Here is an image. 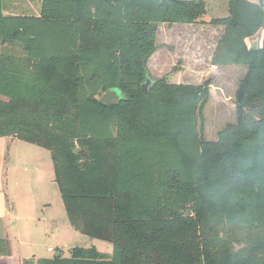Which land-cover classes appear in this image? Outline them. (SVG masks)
<instances>
[{
	"label": "trees",
	"instance_id": "16d2710c",
	"mask_svg": "<svg viewBox=\"0 0 264 264\" xmlns=\"http://www.w3.org/2000/svg\"><path fill=\"white\" fill-rule=\"evenodd\" d=\"M4 1L0 138L47 150L70 226L112 245L22 264H264V0L209 21L211 65L247 69L215 142L197 130L208 81L141 88L158 25L204 24V1L40 0L38 16ZM112 88L123 99L100 103Z\"/></svg>",
	"mask_w": 264,
	"mask_h": 264
},
{
	"label": "rangeland",
	"instance_id": "374dc122",
	"mask_svg": "<svg viewBox=\"0 0 264 264\" xmlns=\"http://www.w3.org/2000/svg\"><path fill=\"white\" fill-rule=\"evenodd\" d=\"M39 1L5 0L4 4L10 14L32 15L38 10ZM202 1L206 7L204 24H159L157 49L149 58L147 69L152 80L167 79L170 84L193 86L210 83L209 100L198 115L197 130L204 140L215 142L220 130L236 122L235 94L247 69L211 65L222 28L211 26L209 21L227 16L228 0ZM255 39L249 40V45ZM23 147L13 154L10 149L8 187L15 191V228L23 239L16 243L20 256L37 262L61 252L64 258H69L71 250L77 247L112 254L110 243L84 236L70 226L54 182L50 153L35 145ZM36 167L40 175H36L33 169Z\"/></svg>",
	"mask_w": 264,
	"mask_h": 264
},
{
	"label": "crops",
	"instance_id": "0c3cea01",
	"mask_svg": "<svg viewBox=\"0 0 264 264\" xmlns=\"http://www.w3.org/2000/svg\"><path fill=\"white\" fill-rule=\"evenodd\" d=\"M252 3L253 0H248ZM40 2V1H39ZM40 4L38 5V10L32 15L27 16H38L40 11ZM4 14L8 15L9 10L5 2ZM15 15H26V14H15ZM160 27V25H158ZM186 26V25H182ZM217 28V27H216ZM221 29L220 27H218ZM223 30V29H222ZM254 39V38H253ZM156 48H157V38H156ZM34 146L19 141L16 138L11 137H1L0 138V264H22L26 258L20 256L16 243L23 242L21 236L17 234L15 228L16 210L14 208V197L15 191H10L9 187V158L10 149H12V154L17 152V150H23V146ZM13 148L15 150L13 151ZM37 152V151H36ZM38 154V153H37ZM30 167V166H29ZM53 167V166H52ZM36 175H40L39 168H33ZM54 175V174H53Z\"/></svg>",
	"mask_w": 264,
	"mask_h": 264
},
{
	"label": "water",
	"instance_id": "95a60500",
	"mask_svg": "<svg viewBox=\"0 0 264 264\" xmlns=\"http://www.w3.org/2000/svg\"><path fill=\"white\" fill-rule=\"evenodd\" d=\"M260 37L261 35H259L257 38L255 37L256 39L254 38L255 40L251 42L252 50H256L259 47ZM165 81H167V79H165ZM152 83H153V80L150 77H147L145 82L141 86L144 93L148 92V88L150 87ZM122 99H123L122 93L118 89L112 88L102 93L98 100L102 104L117 105ZM56 255L58 256L59 253H57Z\"/></svg>",
	"mask_w": 264,
	"mask_h": 264
},
{
	"label": "built area",
	"instance_id": "2783aa9c",
	"mask_svg": "<svg viewBox=\"0 0 264 264\" xmlns=\"http://www.w3.org/2000/svg\"><path fill=\"white\" fill-rule=\"evenodd\" d=\"M48 251H51V249H49Z\"/></svg>",
	"mask_w": 264,
	"mask_h": 264
}]
</instances>
